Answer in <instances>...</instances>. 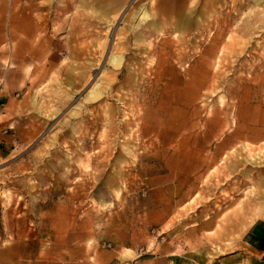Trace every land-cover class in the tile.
<instances>
[{
  "label": "rangeland",
  "instance_id": "1",
  "mask_svg": "<svg viewBox=\"0 0 264 264\" xmlns=\"http://www.w3.org/2000/svg\"><path fill=\"white\" fill-rule=\"evenodd\" d=\"M1 38L45 72L0 97V264H264V0H0Z\"/></svg>",
  "mask_w": 264,
  "mask_h": 264
},
{
  "label": "crops",
  "instance_id": "2",
  "mask_svg": "<svg viewBox=\"0 0 264 264\" xmlns=\"http://www.w3.org/2000/svg\"><path fill=\"white\" fill-rule=\"evenodd\" d=\"M209 1L211 2V0H209ZM213 1H219V0H213ZM170 4H165L164 12H163L165 17L162 19L165 23L167 22L168 27H169L168 29L173 30V28L175 26H177V28L180 31H186L190 25H194L195 23L200 24V22H197L198 20H197V17L195 16L194 21H193L194 23L191 22V20H189L188 21L189 25H186L188 16L186 19V15H184V10H181L179 8L170 9ZM158 14H159V12H158ZM143 16H146V13H144ZM159 17H160V15H157L156 18L159 19ZM28 45H29V49L32 50L33 47H35L37 50L36 63L32 64L31 67H29V69H27L26 66L28 65V63H27V60L25 59L24 61H21L18 64L17 68L8 70L6 72L5 80L12 78V77H15L14 79L16 81L14 83V86L12 85L11 81L9 83H8V81H5L3 85H1V82H0V97H3V98L8 97L12 93L13 89L27 87L30 84V81L33 80V78L38 80L39 78L43 77V74L45 72V66H44L45 65L44 64L45 44L43 41H38V42L29 41ZM3 46H4L3 39L1 38V40H0V60L2 59V56H3V53H2V47ZM15 53H16V51H15ZM113 59H116V60L112 61ZM117 60L119 61L120 58L116 57V56H113L111 58L112 62H117ZM242 63H243V61L241 62V64ZM218 79H220V78H218ZM238 79H239V76L236 73V75L233 77L232 80H238ZM0 81H1V76H0ZM184 87L180 88V90L183 89ZM232 90L235 91V89H231V91ZM21 104L23 105V102L19 103V102H17L16 99H13V98L7 99V104H6L7 113L4 116L5 118H1L2 116H0V145L3 144L4 146H8L12 142V134L7 133L6 127H7L8 123L5 122V119L7 120V118L15 117V114H16L15 107L19 106ZM178 178H179L178 179V187H179L178 188L179 189V191H178L179 195L178 196H179V198L176 201L175 207L178 208L179 210H181L182 208H187V207L191 206L193 196L198 191V187L196 184V179H195V182H192L191 178H190L189 185L185 186V182H186L185 176L182 175V173H180ZM230 184H232V183H230ZM231 187H235V186L233 185ZM228 188H229V185L227 187V190H228ZM222 191L223 190H221V193H222ZM237 191H238V188H237L236 192ZM220 201H221V203H224L226 201V199L221 197ZM248 212H250V210ZM205 224H207V223L205 222ZM121 253H122V251H120V250L116 251L112 254L111 258H113V257L119 258L122 256ZM100 255H103V254H100ZM259 261H260V259H259ZM140 262H142V261H140ZM98 263L99 264H132V260L126 259V260L122 261L120 259L119 261H116V259H111V261L109 263H107L106 261H103V260H99ZM46 264H48V263H46Z\"/></svg>",
  "mask_w": 264,
  "mask_h": 264
},
{
  "label": "bare ground",
  "instance_id": "3",
  "mask_svg": "<svg viewBox=\"0 0 264 264\" xmlns=\"http://www.w3.org/2000/svg\"><path fill=\"white\" fill-rule=\"evenodd\" d=\"M116 59H113L112 61H115Z\"/></svg>",
  "mask_w": 264,
  "mask_h": 264
}]
</instances>
